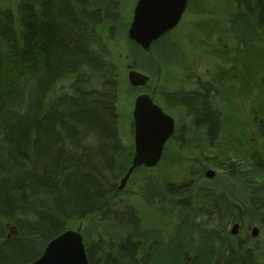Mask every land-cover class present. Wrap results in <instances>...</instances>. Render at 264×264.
<instances>
[{"label":"trees","instance_id":"trees-1","mask_svg":"<svg viewBox=\"0 0 264 264\" xmlns=\"http://www.w3.org/2000/svg\"><path fill=\"white\" fill-rule=\"evenodd\" d=\"M126 6L20 0L0 9V264L35 260L84 221L89 264H262L244 239H230L227 225L247 222L252 211L264 226V0L188 1L186 10L201 14L198 40L216 41L224 64L195 89L160 93L189 117L161 157L174 143L180 152L170 163L188 176L152 172L138 189L149 208L174 220L166 239L145 226L127 185L120 188L134 156L120 101L138 88L122 80L117 49L125 42L131 67L156 72L148 50L127 37ZM168 36L151 45L161 60L179 53ZM210 165L249 208L200 184Z\"/></svg>","mask_w":264,"mask_h":264},{"label":"rangeland","instance_id":"rangeland-1","mask_svg":"<svg viewBox=\"0 0 264 264\" xmlns=\"http://www.w3.org/2000/svg\"><path fill=\"white\" fill-rule=\"evenodd\" d=\"M20 0H0V9L13 8L15 9ZM137 0H126V13H130L132 19L133 9ZM131 10V11H130ZM201 14L195 12L193 9L186 10L182 15L179 23L169 31L168 41L173 43L175 48L178 50V54L173 59L161 60L158 55V49L151 46L147 51L150 55L146 56L155 60V69L156 72H148L140 68L131 67V60L127 51V46L124 43L120 45L117 49L116 54V67L121 73V78L127 84L133 88H138L131 90L128 88L125 89L122 99L120 101V110L127 116H130V119H127L124 128L125 140H131L134 145V118L133 110L135 106L136 97L144 92L148 93L150 97L153 98L154 103L161 106L168 114L174 118L175 129L179 126H186L189 123V117L180 107L169 108L167 103L164 101V98L161 96V91L167 89L170 90H189L197 88L196 81L200 79L201 81L205 80L207 77V72L215 64H224V59L220 55L219 49H217L216 41H200L197 38V32L193 29L196 22L199 21ZM162 37V36H161ZM209 42V43H208ZM152 48V49H151ZM159 58L166 67H164L160 62H157L154 54ZM154 57V58H153ZM164 57V56H162ZM182 68L188 70L189 76H181V79H178ZM131 70L139 71L142 74L148 76L146 84L143 86H132L130 84V72ZM178 72V74H177ZM177 74V76H176ZM179 77V76H178ZM184 78V79H183ZM136 80V79H135ZM241 104V102H240ZM126 116V118H128ZM171 142V141H170ZM169 142L168 154L163 160L159 161L156 166L149 169L140 170L138 173L131 174L129 180L126 182L128 192L133 196V203L140 210L143 216V221L145 226L150 228H157L161 232L163 238H167L173 232L174 220L168 217H165L161 214L156 213L151 208H149L145 197L139 194L138 189L143 182L145 176L150 173L156 172H165L169 171L176 175L175 178L178 181L184 180L185 174L184 167H179L180 171L173 170V166L170 163L171 155L176 154V145ZM166 147V145H165ZM173 154V155H174ZM184 166V165H183ZM208 168H211L215 171V176L213 178H208L205 175L201 177L200 184L205 187L215 188L216 190H221L226 192L233 200L237 203H242V205L248 207V201L246 197L240 193L235 186H233L229 178L218 168L210 165ZM184 170V171H183ZM249 208V207H248ZM238 223L237 233L233 234L234 224ZM80 228L82 229L86 221L79 223ZM77 226V225H76ZM78 226V227H79ZM258 229L256 235H253V229ZM227 230L231 235L230 239L239 238L244 239L250 247L256 251L260 257L262 264H264V226L261 225L260 219L254 215L252 211H249V220L247 222L233 221L227 225ZM122 235L124 233L122 232Z\"/></svg>","mask_w":264,"mask_h":264},{"label":"water","instance_id":"water-1","mask_svg":"<svg viewBox=\"0 0 264 264\" xmlns=\"http://www.w3.org/2000/svg\"><path fill=\"white\" fill-rule=\"evenodd\" d=\"M188 1L137 0L127 37L144 50H149L153 42L179 23ZM129 79L132 86H143L148 76L131 70ZM133 118L134 156L131 166L121 180L120 188L125 186L136 167L144 165L151 168L159 163L165 144L175 130L174 118L154 103L148 93L136 97ZM206 176L213 178L215 171L208 170ZM237 230L238 223H235L232 233H237ZM257 232L258 229L255 227L253 235ZM11 233H18L14 226ZM27 264H89L81 228L64 230L47 243L38 258Z\"/></svg>","mask_w":264,"mask_h":264},{"label":"bare ground","instance_id":"bare-ground-1","mask_svg":"<svg viewBox=\"0 0 264 264\" xmlns=\"http://www.w3.org/2000/svg\"><path fill=\"white\" fill-rule=\"evenodd\" d=\"M208 170H213V169H211V168H207V169H206V172H207ZM206 172H205V176H206ZM206 177H207V176H206ZM14 227H15V226H14ZM11 228H12V227H10V235H16V234H12V233H11ZM15 229H16V228H15ZM16 231H17V230H16ZM17 232H18V231H17ZM17 234H18V233H17Z\"/></svg>","mask_w":264,"mask_h":264}]
</instances>
